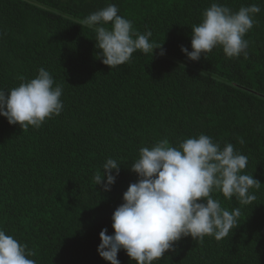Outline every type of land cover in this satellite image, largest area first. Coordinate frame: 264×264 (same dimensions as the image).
Segmentation results:
<instances>
[{"label": "trees", "instance_id": "16d2710c", "mask_svg": "<svg viewBox=\"0 0 264 264\" xmlns=\"http://www.w3.org/2000/svg\"><path fill=\"white\" fill-rule=\"evenodd\" d=\"M217 0H0V89L30 80L43 67L63 87V111L40 128L0 116V229L26 244L37 264H110L98 254L99 233L114 234L112 215L138 180L130 164L141 147L200 134L248 157L246 174L261 182L256 200L240 204L238 227L217 240L183 237L154 264H264V0H218L233 11L257 4L246 34L248 58L221 48L192 61V25ZM115 4L161 49L110 68L95 31L81 23ZM110 26V25H109ZM243 139L244 143H239ZM123 159L110 191L93 179L107 158ZM114 174V173H113ZM120 264H135L124 250Z\"/></svg>", "mask_w": 264, "mask_h": 264}, {"label": "clouds", "instance_id": "9594fccd", "mask_svg": "<svg viewBox=\"0 0 264 264\" xmlns=\"http://www.w3.org/2000/svg\"><path fill=\"white\" fill-rule=\"evenodd\" d=\"M119 11L115 4H108L81 21L94 29L98 55L105 65L111 69L121 66L136 51L153 56V50L160 48V54H164L163 43L156 46L150 41V30L139 33ZM260 12L257 4L233 11L217 0L203 11L201 22L191 26L192 51L184 46L181 51L190 60L198 61L202 54L207 58L219 47L227 58L246 59L250 41L245 37ZM62 94V85L41 67L34 78L7 90V94L0 89V116L22 130L38 129L47 119L61 114ZM239 143L243 144V139ZM123 161L126 160L107 158L102 174L93 177L95 186L110 191ZM247 164L248 157L232 143L221 148L205 134L186 138L178 146L164 138L151 148L141 147L138 158L130 164L138 180L128 186L123 203L112 215L114 234H107V228L99 233L98 254L110 264H120L118 253L124 250L135 264H154L174 250V244L183 237L225 238L239 226L240 209L223 208L213 193L221 192L227 200L235 197L242 205L255 201L250 190L259 189L261 182L245 173ZM34 255L26 244L0 229V264H37L30 258Z\"/></svg>", "mask_w": 264, "mask_h": 264}]
</instances>
